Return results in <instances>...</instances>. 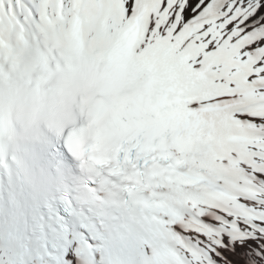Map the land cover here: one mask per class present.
Returning a JSON list of instances; mask_svg holds the SVG:
<instances>
[{"label":"snow or ice","instance_id":"1","mask_svg":"<svg viewBox=\"0 0 264 264\" xmlns=\"http://www.w3.org/2000/svg\"><path fill=\"white\" fill-rule=\"evenodd\" d=\"M41 37L124 107L0 163V264H264V0H0V62Z\"/></svg>","mask_w":264,"mask_h":264},{"label":"bare ground","instance_id":"2","mask_svg":"<svg viewBox=\"0 0 264 264\" xmlns=\"http://www.w3.org/2000/svg\"><path fill=\"white\" fill-rule=\"evenodd\" d=\"M40 40L46 45V47L49 50L55 51L58 53V57H60V59L62 60L64 51H65V46L62 44H58L56 42H45L43 37L40 38ZM6 43V41H5ZM7 48L4 49V51ZM92 61H95L96 63H93V65H89V67H87V69L84 71L85 76L90 75L92 73H94V71H92L91 73V68H93V70H95V72H97V81H96V87L95 90L94 88L92 89L90 86V79L88 77H85V79L83 80L82 84H81V92L82 93H87L88 96H86V100L85 102L82 101V99H84V96H79L80 93L78 95H75L76 92V88L75 87V83H74V77L76 75V73H72L70 79L67 78V83H68V93L70 95H75V99H76V105H77V112L79 113L80 116V120L82 122H86L89 121L91 119V115L89 116V114L87 113L85 107L88 104H94L95 107L98 105L99 101H100V88L102 86V82H103V77H102V71L103 68L105 67V64H103L98 56H93L91 55ZM82 98V99H81ZM42 136L41 138H37L34 135L31 134H27L24 133L21 135V137H19V141L20 143H29L32 145H35L37 147H40L42 145H44L45 143H47L50 140H53V136H50L49 134H51L50 131V125L49 126H45L42 130ZM59 137H61V133H58ZM34 148V146H32ZM35 149V148H34Z\"/></svg>","mask_w":264,"mask_h":264},{"label":"rangeland","instance_id":"3","mask_svg":"<svg viewBox=\"0 0 264 264\" xmlns=\"http://www.w3.org/2000/svg\"><path fill=\"white\" fill-rule=\"evenodd\" d=\"M82 81H83V79H82L80 82H82ZM90 86H91L92 89L95 88L93 82H92V84H90ZM94 90H95V89H94ZM77 92L80 93L79 96H81V97L85 95V96H84V99L86 100V96H88V94H87V93H82V92H81V84H80V83H78ZM40 128H41V127H40ZM39 130H40V129H39Z\"/></svg>","mask_w":264,"mask_h":264}]
</instances>
